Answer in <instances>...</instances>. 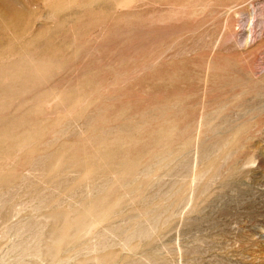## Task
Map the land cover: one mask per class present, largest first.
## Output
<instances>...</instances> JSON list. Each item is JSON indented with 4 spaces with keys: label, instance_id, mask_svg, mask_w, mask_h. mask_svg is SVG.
Instances as JSON below:
<instances>
[{
    "label": "rangeland",
    "instance_id": "374dc122",
    "mask_svg": "<svg viewBox=\"0 0 264 264\" xmlns=\"http://www.w3.org/2000/svg\"><path fill=\"white\" fill-rule=\"evenodd\" d=\"M0 264H264V0H0Z\"/></svg>",
    "mask_w": 264,
    "mask_h": 264
}]
</instances>
